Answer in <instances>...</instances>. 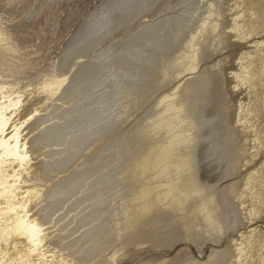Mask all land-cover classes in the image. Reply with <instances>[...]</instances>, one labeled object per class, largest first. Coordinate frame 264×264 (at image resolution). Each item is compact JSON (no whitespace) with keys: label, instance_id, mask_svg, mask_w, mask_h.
Wrapping results in <instances>:
<instances>
[{"label":"bare ground","instance_id":"bare-ground-1","mask_svg":"<svg viewBox=\"0 0 264 264\" xmlns=\"http://www.w3.org/2000/svg\"><path fill=\"white\" fill-rule=\"evenodd\" d=\"M14 10L0 264H264V0H105L39 71Z\"/></svg>","mask_w":264,"mask_h":264},{"label":"rangeland","instance_id":"rangeland-1","mask_svg":"<svg viewBox=\"0 0 264 264\" xmlns=\"http://www.w3.org/2000/svg\"><path fill=\"white\" fill-rule=\"evenodd\" d=\"M13 1L14 4L16 5V10H14L15 12H12L11 14L12 18L21 19L23 14L27 12L33 13L31 20H24L26 25L30 26L31 29L27 30L24 28H20V31L17 30L18 33L16 37L18 36L17 39L19 44L20 42L22 43L24 42L23 45L22 43L20 45L23 48L25 47V49L28 48L26 50L27 52L29 53L38 52L36 55H32L34 56L32 57V59L36 64V69H37L36 71H39L41 70L40 67H43V69L45 70H52L53 67L56 66L57 61L60 60L62 55L65 54L66 49L70 43V40L74 37L75 33L78 32V29L83 25V23L86 20L91 18L92 13L95 10H97V8L101 6V4L105 0H61V1L60 0H22V1L13 0ZM171 1L172 0H167V2H171ZM30 5L32 7H30ZM30 9H32V11ZM157 10L158 9H156L155 11ZM36 11L37 13H34ZM120 36H124V38ZM116 38H118L119 40H124L125 38H127V34L121 33ZM150 47H152V45H150ZM130 48H136V47L127 46L126 48L122 49L120 53L124 52L123 54H125L126 50ZM36 71L34 70L33 72L35 73ZM129 91L130 90L128 89L123 93L125 94ZM115 95L112 98L107 97L106 107H104L107 111L103 113L100 119L104 120L108 118L112 113L113 115L117 114L120 106L119 100L121 96L118 94L116 96ZM146 109L140 110V112L137 114L139 118L147 114ZM131 121H129L128 123L129 125L126 124L124 128H127V126L132 127L133 121L132 122ZM117 132L119 133L120 130L114 131L111 134L115 135ZM69 135H70L69 132L64 134V136L68 139V142L71 138V136ZM110 140L111 138H108L106 142ZM143 144L144 143H142L141 145ZM102 145L103 144H98V149L99 147L101 148ZM61 148L65 149L64 146ZM170 229H172L171 226L164 228V230H170ZM175 238L176 236L174 235V239ZM171 251L173 252L174 250L171 249Z\"/></svg>","mask_w":264,"mask_h":264}]
</instances>
